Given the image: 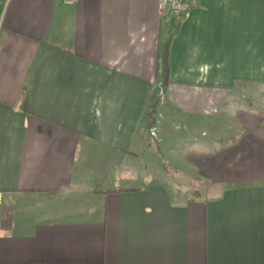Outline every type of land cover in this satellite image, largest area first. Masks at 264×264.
I'll return each instance as SVG.
<instances>
[{"label":"crops","instance_id":"1","mask_svg":"<svg viewBox=\"0 0 264 264\" xmlns=\"http://www.w3.org/2000/svg\"><path fill=\"white\" fill-rule=\"evenodd\" d=\"M189 2L0 0V264H264V0Z\"/></svg>","mask_w":264,"mask_h":264},{"label":"rangeland","instance_id":"2","mask_svg":"<svg viewBox=\"0 0 264 264\" xmlns=\"http://www.w3.org/2000/svg\"><path fill=\"white\" fill-rule=\"evenodd\" d=\"M260 107L262 109H264V103L260 106H257V109H260ZM259 111V110H258ZM181 130H179L178 132H180ZM172 134L168 129H167V133H164L165 134V138L163 141H161L162 143L159 144L160 148L158 149V146H157V143L155 142V144H151V148H153L155 151H156V156H158L159 160L161 161V164L163 166H165V162L166 164H168L169 162H173L175 160H172V159H176L178 156L175 155L177 152H179L181 146H176L175 149L172 150V147L174 145H178V144H174L173 145V141H175V137H177L176 141L178 143V139L180 136V134ZM148 138L152 140V138L149 136L148 134ZM154 142V141H153ZM159 151V152H158ZM171 160V161H170ZM179 164V163H178ZM174 180H179L177 178H173ZM182 181V180H180ZM185 182V181H183ZM186 183V186H187V189H192L193 190H200V191H203V185L199 182V180L197 178H187V181L185 182ZM203 195V194H202Z\"/></svg>","mask_w":264,"mask_h":264},{"label":"built area","instance_id":"3","mask_svg":"<svg viewBox=\"0 0 264 264\" xmlns=\"http://www.w3.org/2000/svg\"><path fill=\"white\" fill-rule=\"evenodd\" d=\"M74 1L76 0H64L66 3H72ZM158 9L160 12H165L174 18L185 19L190 12V2L189 0H158ZM148 134L151 138H156L154 128L148 129Z\"/></svg>","mask_w":264,"mask_h":264},{"label":"trees","instance_id":"4","mask_svg":"<svg viewBox=\"0 0 264 264\" xmlns=\"http://www.w3.org/2000/svg\"><path fill=\"white\" fill-rule=\"evenodd\" d=\"M169 43H170V40H168L164 44L163 50H162V53H161V61H163V65H162L163 66L162 67L163 80L161 81V89H162L163 93L165 91V84H166V81H167L166 68H165V65H164V61H165L166 54H167V51H168ZM159 101H160L159 96H154L152 101H151V103L148 106V109H147V112H146V119L148 121V126L149 127L155 122V116H156V113H157V106L159 105Z\"/></svg>","mask_w":264,"mask_h":264}]
</instances>
